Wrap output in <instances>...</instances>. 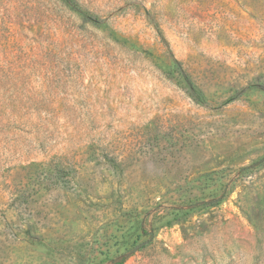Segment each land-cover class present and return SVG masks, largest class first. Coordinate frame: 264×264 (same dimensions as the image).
Instances as JSON below:
<instances>
[{
	"label": "rangeland",
	"instance_id": "obj_1",
	"mask_svg": "<svg viewBox=\"0 0 264 264\" xmlns=\"http://www.w3.org/2000/svg\"><path fill=\"white\" fill-rule=\"evenodd\" d=\"M0 264H264V0H0Z\"/></svg>",
	"mask_w": 264,
	"mask_h": 264
}]
</instances>
